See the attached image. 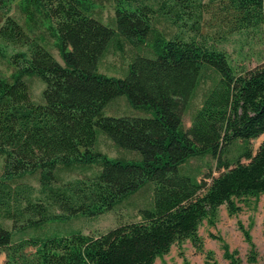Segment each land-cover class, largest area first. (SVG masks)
<instances>
[{"label":"trees","instance_id":"16d2710c","mask_svg":"<svg viewBox=\"0 0 264 264\" xmlns=\"http://www.w3.org/2000/svg\"><path fill=\"white\" fill-rule=\"evenodd\" d=\"M102 2L0 0V58L12 68L0 72V264H154L185 239L200 249L199 225L213 224L221 205L232 215L264 193V139L250 146L264 133V64L238 69L220 46L264 33V0H110V22L96 15ZM126 44L124 75L99 71ZM31 77L44 84L40 101ZM121 97L142 114L106 113ZM99 134L135 156H108ZM205 156L217 174L187 167ZM60 170L81 176L61 181ZM145 186L151 202L138 220L98 233L46 229L111 211Z\"/></svg>","mask_w":264,"mask_h":264},{"label":"rangeland","instance_id":"374dc122","mask_svg":"<svg viewBox=\"0 0 264 264\" xmlns=\"http://www.w3.org/2000/svg\"><path fill=\"white\" fill-rule=\"evenodd\" d=\"M10 14L19 22H22V15L15 5L11 8ZM114 11L110 0H103L96 15L104 22H110ZM162 28L168 31V24L161 22ZM46 46L61 62L53 38L47 35ZM227 52L231 63L239 68H251L259 64H264V33L262 31H251L250 34H233L220 45ZM12 50H9L11 53ZM133 55V50L126 44L123 51L112 50L100 62L99 71L112 76H123L127 64ZM12 68L6 59L0 58V72L10 74ZM30 84L31 97L34 101L41 100V91L44 87L42 81L37 77L27 79ZM200 91L192 101L190 108L183 116L185 127L190 124V117L200 102ZM108 114H142L131 108L124 97L118 98L105 110ZM264 139V133L250 141V146L255 151ZM97 147L108 156L133 157V152L116 149L110 139L99 134ZM236 156L234 150L230 151L227 159L231 160ZM244 160V159H242ZM2 157L0 156V172L2 170ZM215 161L210 156L203 158H193L187 163L197 174L211 172L217 174L214 168ZM89 170L87 174H91ZM61 181H67L81 174L74 171H58ZM24 182L32 184L36 189L38 183L33 178H26ZM38 192L35 191V194ZM151 202V191L149 186L143 187L138 192L130 195L121 205L114 207L111 211L93 216L91 218L77 217L67 223H51L46 229L59 233H68L73 229L81 230L85 233L105 232L115 227L118 223L135 221L140 219V209L149 206ZM241 210L235 214H229L226 206L221 205L218 209L217 218L213 224L203 220L199 225L198 236L201 248L197 249L191 240L185 239L182 242L172 245L170 251L158 256L154 264H211L215 261L218 264H230L229 258L225 257L223 244L228 246V250L234 253L237 264H264V193L251 196L245 203H240ZM9 225V224H8ZM250 236V241L245 238L243 229ZM251 242V243H250ZM209 255L211 257H209ZM5 254H0V262L3 263Z\"/></svg>","mask_w":264,"mask_h":264}]
</instances>
